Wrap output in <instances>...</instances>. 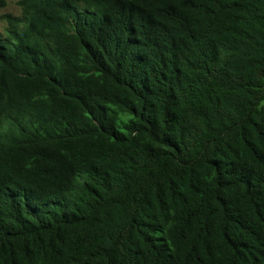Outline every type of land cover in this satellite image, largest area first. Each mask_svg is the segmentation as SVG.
<instances>
[{
	"label": "trees",
	"instance_id": "trees-1",
	"mask_svg": "<svg viewBox=\"0 0 264 264\" xmlns=\"http://www.w3.org/2000/svg\"><path fill=\"white\" fill-rule=\"evenodd\" d=\"M0 0V264H264V0Z\"/></svg>",
	"mask_w": 264,
	"mask_h": 264
},
{
	"label": "rangeland",
	"instance_id": "rangeland-1",
	"mask_svg": "<svg viewBox=\"0 0 264 264\" xmlns=\"http://www.w3.org/2000/svg\"><path fill=\"white\" fill-rule=\"evenodd\" d=\"M17 2H18V0H7L8 5L4 9V11H10V12H13V13L19 15L21 12V9L18 6ZM4 25H5L4 22H0V31H3Z\"/></svg>",
	"mask_w": 264,
	"mask_h": 264
}]
</instances>
